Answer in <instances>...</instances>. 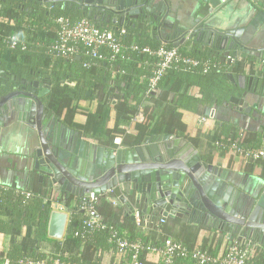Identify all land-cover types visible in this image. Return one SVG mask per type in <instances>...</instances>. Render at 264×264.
I'll list each match as a JSON object with an SVG mask.
<instances>
[{"label": "trees", "instance_id": "16d2710c", "mask_svg": "<svg viewBox=\"0 0 264 264\" xmlns=\"http://www.w3.org/2000/svg\"><path fill=\"white\" fill-rule=\"evenodd\" d=\"M258 5L257 3L254 6ZM48 8L50 9H43L38 0H0V62L3 69L4 66L8 67L7 69L13 77L36 79L40 75L44 81L48 82L50 93L45 98L48 106L55 109L57 115L71 126H76L72 123L77 114L73 103L86 100L88 94L96 92L100 96L99 98L102 97L99 99L97 116L107 101L113 103L115 125L108 135L119 134L117 127L120 124H128L131 118L139 113L143 114L144 122L151 120L147 114L149 109L142 107L143 102L150 100H155L156 104L165 107L164 114L161 115L157 124L159 132L182 135L187 125L181 120V112L195 114L199 105H211V102L214 101V104L220 106L238 94L241 96L246 92V89L239 88L232 72H229L233 67L225 63L227 57L224 58L222 51L192 39L185 44L186 47L189 46L187 51L179 50L177 47L175 49L182 57L195 60L196 66H187L183 63L173 66L158 83L159 94L149 93L153 58L148 54L140 53V50L143 47H148L151 50L161 46L167 49L174 47L168 43L161 45L162 40L151 30V26L146 27L139 22H136L134 28L131 25H123L126 29L121 30L125 31L123 35L131 34V36L140 32L144 39L136 38L134 42L126 43L118 37L121 36V30L118 31V36L115 34L119 43L128 48L123 61L110 62L92 59L80 45L76 46L79 51L76 57L71 59L63 57L51 49V46L57 42L58 27L54 21L58 18L67 19L71 23L86 19L101 30L110 29L102 27L107 24L104 17L100 16L99 20L92 19L88 15L87 9H80L67 3L49 4ZM11 37L18 40L14 47L9 45L8 39ZM132 45H135L138 50H130ZM122 72L123 76L120 75ZM228 75L231 76V79L228 78ZM7 78L5 76L2 79ZM170 81L185 83L190 90L189 93L175 94L174 97L168 99L164 93L160 92V89L163 84ZM69 84L74 86L70 87ZM103 99L106 101L103 102ZM90 117L87 115V119ZM229 138L230 141L227 142L218 141L221 146H226L224 150L228 148L231 150L232 144L240 149L264 147V134H256L254 142L249 146H245L239 136ZM141 143V137L135 141L136 146ZM247 164H250L248 166L260 164L264 169V161L248 162ZM25 192L27 191H21L14 186L5 189L0 187V234L11 237L8 252L0 254V264L4 262L17 264L18 260L23 257L34 260L46 258V256L38 254V249L42 243L47 241V225L53 203L63 204L65 209L71 213V220L59 253L51 255L52 258L57 259L59 264H95L96 262L92 261L93 253L109 247L107 232L95 231L87 234L83 220L78 219L80 215L78 214V205L69 208L68 205L72 197L67 194L43 195L40 192H29L31 197L26 199ZM99 202L101 203L100 206L97 205V212L104 221L114 225L122 232L126 230L129 240H136L140 237L135 224L125 216L124 207L113 208L102 197L99 198ZM22 228H26V235L20 242H15V237L19 235ZM162 230L167 235L170 233L164 225L157 227V231L160 233ZM180 234L185 236V240L183 243L177 241L186 249L191 250L193 248L192 244H189L191 233L182 228ZM166 238V236H162V239H159V244L152 245L161 246ZM140 240L145 244L148 243L143 238ZM250 251L245 264H264V248L260 249L251 245ZM139 260L141 264H149L146 262L144 253ZM173 264L196 263L191 257H177Z\"/></svg>", "mask_w": 264, "mask_h": 264}, {"label": "crops", "instance_id": "0c3cea01", "mask_svg": "<svg viewBox=\"0 0 264 264\" xmlns=\"http://www.w3.org/2000/svg\"><path fill=\"white\" fill-rule=\"evenodd\" d=\"M166 1L169 4V13L165 20L167 28L164 31L171 35L177 30L186 33L185 41L183 43L179 41L177 46L172 45L174 48L177 47L179 50L187 51L189 46L186 47L185 44L192 39H195L196 42L205 43L204 36L209 33V29L219 32L240 31L239 41L250 51L238 49L235 56H232V51H222V55L224 58L231 57L235 59L231 64L225 63L233 67L232 71L229 72H232L231 74L238 82L239 88L246 89V92L240 97L243 102L233 103L229 99L227 103L217 106L212 101L211 105L197 106L195 114L181 112V120L187 125L182 135L159 132L157 124L161 115L164 114L165 107L156 104L155 100L145 101L142 104L143 108L149 109L147 114L151 117V120L144 122L143 117L142 121L133 122L131 118L128 124H120L117 127L119 134H112V136L108 133L114 129L115 125L113 103L107 101L97 116L99 99H102V97L99 98L100 96L96 92L88 94L86 100L73 103L77 114L74 116L72 123L76 126L65 123L63 118L57 115V111L48 106L47 100H45L47 95L43 100L44 105L66 129L65 144L71 140V136L73 138L77 136L91 145H97L104 149L125 148L131 150L137 147L135 141L140 137L142 142L145 139L159 135L178 137L192 146L202 161L226 171V182L239 190L240 201H246L251 205L260 196L264 195V169L260 164L248 166L250 164L242 163L232 149L224 150L226 146H221L218 141L224 140V142H227L230 141L229 137L239 136L244 145L249 146L254 142L256 134H264V0L258 2V6H254L255 3H251L249 0ZM40 3L43 9H50L48 8L49 3ZM153 3L157 7L156 13H159L162 7L164 8L162 0H154ZM54 22L57 24V20ZM102 27L112 30L117 36L119 30L126 29L124 26H119L117 20L115 23L109 21ZM196 31H201V35L198 36ZM132 35L126 34L118 37L126 43H132L136 38L138 40L144 39L140 32ZM164 43V41L160 42L161 45H164ZM201 46L204 47L203 44ZM7 68V66H4L3 69L0 62V70L4 72L3 75H0V79L5 77L6 73L10 74ZM249 79H251L250 83L248 82ZM69 85L70 87L74 86L73 84ZM189 91L185 83L177 81L163 84L160 89V92L164 93L168 99L174 97L175 94H187ZM102 101L105 102L106 100L103 99ZM10 112L12 110L6 109L0 117V187L5 189L14 186L21 191L31 193L40 192L43 195L57 193L63 195L57 189L51 190L39 182L38 173L34 170L33 164L34 151L39 147L37 131L18 121L15 112L9 116ZM87 115L91 117L87 119ZM201 118L205 119L202 123L200 122ZM116 135L120 138L119 145L113 144ZM67 195L72 197L68 205L69 208L76 207L81 202L80 199H83L70 194ZM102 198L113 208L123 207L116 200L112 204L110 194ZM100 203H98V206H100ZM125 210V212L123 211L125 216L135 224L139 233L140 237L136 240L143 238L148 242L147 244H159V239L166 236L183 243L185 240L183 234L185 233L180 234L183 228L192 235L189 242L192 247L208 249V252H212L211 254L215 256L222 252L226 235L217 230L190 223L187 218L167 219L164 221L165 224L159 225L160 218L157 217L152 221V215H142L140 211L134 213L140 221V225L137 226L136 221L131 219L132 215L128 214L126 208ZM65 213L67 222L62 239L55 240L47 234V241L40 245L38 254L49 256L59 253L67 226L71 220V213L67 210ZM78 214H80L78 219L83 220V213L79 210ZM134 214L133 216H135ZM162 225L170 232L168 235L163 230L161 233L157 231V227ZM124 232L128 233L126 230ZM25 235L26 228H22L19 235L15 237V242H20ZM235 237L238 238V236ZM10 243V236L0 234V254L8 252ZM254 246L263 249L257 243H254ZM146 260L149 264H156L155 260L149 255H146ZM92 261L99 264H112L114 256L110 244L107 249L94 252ZM3 264L8 263L4 262Z\"/></svg>", "mask_w": 264, "mask_h": 264}, {"label": "water", "instance_id": "95a60500", "mask_svg": "<svg viewBox=\"0 0 264 264\" xmlns=\"http://www.w3.org/2000/svg\"><path fill=\"white\" fill-rule=\"evenodd\" d=\"M43 3H67L87 9L88 15L105 22L116 20L119 26L136 22L150 27L165 43L177 46L185 34L166 31L169 4L156 13L154 0H38ZM198 36L201 31H196ZM240 31L219 32L209 29L205 44L220 51H250L240 41ZM4 72L0 70V75ZM0 79V117L6 109L15 112L18 121L37 131L39 147L34 151V170L38 180L51 190L57 189L79 198L90 194L116 200L132 215H152L163 221L187 218L190 223L238 236L264 248V195L253 203L240 201L239 190L226 182L227 172L202 161L186 141L171 135L145 139L134 149H104L71 136L65 144L66 129L45 107L43 99L50 84L36 79L10 76ZM34 77V76H33ZM231 79V76L228 75ZM251 82V79L248 80ZM13 83V84H12ZM238 94L233 103L243 102ZM67 215L52 212L47 234L61 240Z\"/></svg>", "mask_w": 264, "mask_h": 264}, {"label": "built area", "instance_id": "2783aa9c", "mask_svg": "<svg viewBox=\"0 0 264 264\" xmlns=\"http://www.w3.org/2000/svg\"><path fill=\"white\" fill-rule=\"evenodd\" d=\"M251 3L257 4L261 0H249ZM57 42L51 46V49L63 57L71 59L79 54L77 45H80L92 59L98 61H123L125 52L128 48L119 43L115 33L111 30H101L95 27L86 19L75 22H69L67 19H57ZM124 30L120 31L123 35ZM10 47H14L18 40L15 37L8 39ZM132 51L138 48L132 45ZM142 54H148L153 58L152 76L149 79V93L157 95L158 83L165 73L173 66L183 63L187 66H196L193 59L182 57L175 48L167 49L163 46L151 50L143 47L140 50ZM234 58L227 57L226 63H233ZM124 75V73H120ZM114 76V75H113ZM141 113L132 118L133 122L142 121ZM205 119L201 118L200 122ZM120 138L113 140L114 145H119ZM231 149L235 152L242 163L264 161V147L259 149H240L232 144ZM26 199L31 197L29 192H25ZM100 196L90 194L89 197L83 198L78 204V209L83 213V226L87 234L95 231H106L108 234V243L112 247L114 261L112 264H141L139 258L144 253L145 256H151L156 264H173L177 257H191L196 264H245L251 253V245L253 242L247 239H239L227 236L224 238V246L221 254L211 255L208 249H200L193 247L191 250L186 249L173 238L164 239L161 246L145 244L141 240H129L125 232L120 231L114 225L104 221L97 212V205ZM111 203L114 199L111 198ZM52 212L65 213L66 209L63 204L53 203L51 205ZM51 212V213H52ZM66 214V213H65ZM135 215V214H134ZM136 225H140L139 217L134 216ZM163 220H159V225L163 224ZM59 264L57 259L51 255L46 256L42 260H34L32 258L23 257L18 260L17 264ZM95 264H99L96 262Z\"/></svg>", "mask_w": 264, "mask_h": 264}, {"label": "flooded vegetation", "instance_id": "af4514ba", "mask_svg": "<svg viewBox=\"0 0 264 264\" xmlns=\"http://www.w3.org/2000/svg\"><path fill=\"white\" fill-rule=\"evenodd\" d=\"M90 16H91L92 19H95V18H94V17H95L94 14H91ZM95 20H96V19H95ZM97 20H98V18H97ZM95 23L98 24V22H95ZM99 25H101V23H99ZM43 100H44V99H43Z\"/></svg>", "mask_w": 264, "mask_h": 264}]
</instances>
